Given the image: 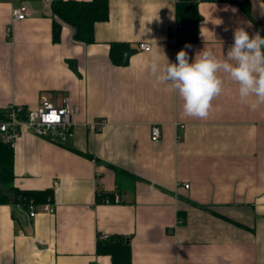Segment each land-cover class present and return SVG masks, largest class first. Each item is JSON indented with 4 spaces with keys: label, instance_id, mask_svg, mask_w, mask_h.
Masks as SVG:
<instances>
[{
    "label": "crops",
    "instance_id": "1",
    "mask_svg": "<svg viewBox=\"0 0 264 264\" xmlns=\"http://www.w3.org/2000/svg\"><path fill=\"white\" fill-rule=\"evenodd\" d=\"M55 1L0 0V113L63 96L78 109L66 141L29 131L16 140L14 187L51 191L55 212L31 218L23 206L0 204V264H112L97 251L104 235L126 238L132 264H264V105L241 103L222 73L208 118L187 117L148 68L154 56L175 63L181 49L189 62L204 49L222 59L238 27L264 37V0L199 3L198 39L184 44L172 32L177 0H110L93 44L76 41L67 24L54 42ZM21 6L27 18L12 24ZM115 43L129 45L125 66L110 59ZM99 121L101 131L89 127Z\"/></svg>",
    "mask_w": 264,
    "mask_h": 264
},
{
    "label": "clouds",
    "instance_id": "2",
    "mask_svg": "<svg viewBox=\"0 0 264 264\" xmlns=\"http://www.w3.org/2000/svg\"><path fill=\"white\" fill-rule=\"evenodd\" d=\"M148 68L154 85L170 84L179 95L187 117L208 118L213 100L224 90L222 73L238 85L241 103L253 111L264 105V37L259 32L250 36L244 27L234 30L233 43L222 59L204 49L189 62L187 52L181 49L175 63L167 60L161 65L154 56Z\"/></svg>",
    "mask_w": 264,
    "mask_h": 264
},
{
    "label": "trees",
    "instance_id": "3",
    "mask_svg": "<svg viewBox=\"0 0 264 264\" xmlns=\"http://www.w3.org/2000/svg\"><path fill=\"white\" fill-rule=\"evenodd\" d=\"M208 1V0H204ZM198 2L196 0H177L176 21L181 25L177 32V44L192 43L198 39L199 23L201 20ZM242 8L250 14L249 5L242 4ZM53 40L59 42L63 25L67 24L74 29V39L80 43H95V26L107 22L110 17V0L90 1H63L52 4ZM129 45L115 43L111 45L110 59L114 65L125 66L129 62ZM5 118V112L0 113V120ZM14 148L0 140V185L8 186V193L0 191V204H18L25 208L33 202L36 205L44 204L49 198L53 200L51 191L36 192L23 191L14 187ZM106 196H98L103 202ZM112 199V198H111ZM99 254L109 255L112 264H132V249L130 243L122 236H113L108 240L99 241Z\"/></svg>",
    "mask_w": 264,
    "mask_h": 264
},
{
    "label": "built area",
    "instance_id": "4",
    "mask_svg": "<svg viewBox=\"0 0 264 264\" xmlns=\"http://www.w3.org/2000/svg\"><path fill=\"white\" fill-rule=\"evenodd\" d=\"M198 3L204 0H196ZM28 9L26 6L13 8L11 12V23L25 20ZM180 24L172 28V32L177 36ZM11 28L8 29L7 36L11 37ZM140 49L149 52L152 49L151 44H140ZM78 109L71 104L67 96H63L60 102H51L42 98L36 109H25L22 106L11 105L5 110V118L0 120V140L14 148L16 140L20 137L22 131H29L39 137L45 138L51 142L62 143L74 135L76 122L74 115ZM105 126V121H99L89 125L90 128L101 131ZM176 126L184 129V125ZM161 139V128L159 125H153L151 129V140L158 142ZM54 188L59 186V182H54ZM188 189L189 185H185ZM101 196V194H98ZM115 201L120 199L115 198ZM104 203H111L110 197L103 198ZM21 206V205H20ZM28 213L31 218L36 217L39 213H54L55 205L51 198L42 205H36L31 202L28 205ZM110 237L103 236L104 240Z\"/></svg>",
    "mask_w": 264,
    "mask_h": 264
},
{
    "label": "rangeland",
    "instance_id": "5",
    "mask_svg": "<svg viewBox=\"0 0 264 264\" xmlns=\"http://www.w3.org/2000/svg\"><path fill=\"white\" fill-rule=\"evenodd\" d=\"M1 188H2V190L4 191V193H8V192H9V190H8V186H6V185H1Z\"/></svg>",
    "mask_w": 264,
    "mask_h": 264
}]
</instances>
